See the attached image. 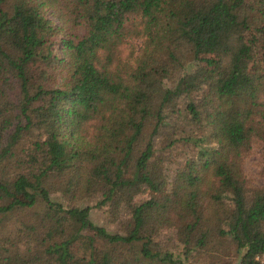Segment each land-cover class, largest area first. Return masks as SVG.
Wrapping results in <instances>:
<instances>
[{
	"label": "trees",
	"instance_id": "obj_1",
	"mask_svg": "<svg viewBox=\"0 0 264 264\" xmlns=\"http://www.w3.org/2000/svg\"><path fill=\"white\" fill-rule=\"evenodd\" d=\"M259 51L264 0H0V264H193L227 245L262 264L264 185L242 170L264 151ZM172 116L204 132L167 184Z\"/></svg>",
	"mask_w": 264,
	"mask_h": 264
},
{
	"label": "rangeland",
	"instance_id": "obj_2",
	"mask_svg": "<svg viewBox=\"0 0 264 264\" xmlns=\"http://www.w3.org/2000/svg\"><path fill=\"white\" fill-rule=\"evenodd\" d=\"M140 44V39L138 37H132L127 39L125 43L120 46V54L122 57H128L134 55ZM258 65L264 70V54L262 56L261 51H259ZM193 99L195 97H192ZM186 98H181L179 100L178 110L180 113L184 114V104ZM168 136L172 138H179L172 146L167 147L165 145L164 138L156 142L157 154L163 160L160 163V170L165 176L167 184L172 179V175L176 170H179L186 158H192L196 154V147L189 140H185L186 136L199 137L203 128H198L193 126L191 123L184 120L182 116L171 117V123ZM168 130V128H167ZM166 131L163 130L161 135H165ZM206 143V141H205ZM242 170L243 175L247 180V184L250 187H258L264 185V151L263 145L260 141H253L250 148L243 154L242 158ZM56 199H63L62 195L54 193ZM149 196L148 191H143L134 196L133 202H141L147 199ZM95 200V197H88L86 199H81L75 202L78 205L85 206L91 205ZM65 202L64 200H62ZM67 203V202H65ZM90 219L99 225L104 226L110 231H115L118 229L115 224L109 222V217L106 208L95 209L92 208L89 211ZM157 241L161 246H165L176 252L175 241L172 239V233L170 231H162L157 237ZM81 251L77 250L80 254ZM237 259L236 252L231 245L226 246L225 254H203V253H192L190 260L193 264H234Z\"/></svg>",
	"mask_w": 264,
	"mask_h": 264
},
{
	"label": "built area",
	"instance_id": "obj_3",
	"mask_svg": "<svg viewBox=\"0 0 264 264\" xmlns=\"http://www.w3.org/2000/svg\"><path fill=\"white\" fill-rule=\"evenodd\" d=\"M257 259L264 264V252L262 254H260V256H257Z\"/></svg>",
	"mask_w": 264,
	"mask_h": 264
}]
</instances>
